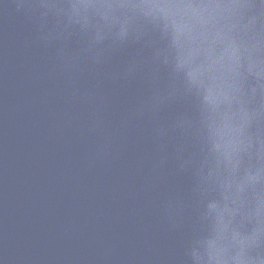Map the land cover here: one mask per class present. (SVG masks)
Wrapping results in <instances>:
<instances>
[{
	"label": "water",
	"instance_id": "1",
	"mask_svg": "<svg viewBox=\"0 0 264 264\" xmlns=\"http://www.w3.org/2000/svg\"><path fill=\"white\" fill-rule=\"evenodd\" d=\"M0 264H264V0H0Z\"/></svg>",
	"mask_w": 264,
	"mask_h": 264
}]
</instances>
